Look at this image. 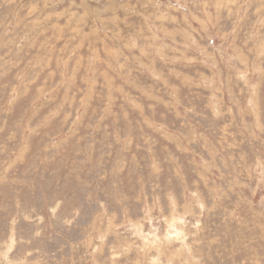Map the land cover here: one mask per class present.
<instances>
[{
	"label": "rangeland",
	"instance_id": "374dc122",
	"mask_svg": "<svg viewBox=\"0 0 264 264\" xmlns=\"http://www.w3.org/2000/svg\"><path fill=\"white\" fill-rule=\"evenodd\" d=\"M0 264H264V0H0Z\"/></svg>",
	"mask_w": 264,
	"mask_h": 264
}]
</instances>
